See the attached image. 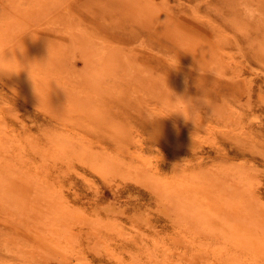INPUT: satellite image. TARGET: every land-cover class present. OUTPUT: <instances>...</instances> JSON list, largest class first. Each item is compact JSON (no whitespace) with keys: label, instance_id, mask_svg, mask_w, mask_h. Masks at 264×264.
Returning a JSON list of instances; mask_svg holds the SVG:
<instances>
[{"label":"rangeland","instance_id":"1","mask_svg":"<svg viewBox=\"0 0 264 264\" xmlns=\"http://www.w3.org/2000/svg\"><path fill=\"white\" fill-rule=\"evenodd\" d=\"M12 3L0 0L1 22L13 17ZM32 11L14 15L17 23L0 48V99L16 110L22 139L39 140L45 148L44 132L64 131L128 161L154 154L155 168L165 174L176 168L253 169L264 201V0H41ZM97 48L109 67L98 63ZM51 161L71 204L93 216L115 215L131 233L143 230L133 235L137 243L154 230L163 239L173 237L176 224L147 185L102 174L82 161H70L69 171L65 162ZM142 212L152 214V228L140 223ZM24 216L0 206V259L32 260L30 251L42 244L51 264H63L62 250L32 233ZM130 235L122 244L136 245ZM82 237L90 258L114 264L88 245L85 232Z\"/></svg>","mask_w":264,"mask_h":264},{"label":"bare ground","instance_id":"2","mask_svg":"<svg viewBox=\"0 0 264 264\" xmlns=\"http://www.w3.org/2000/svg\"><path fill=\"white\" fill-rule=\"evenodd\" d=\"M39 1L41 0H26L21 4V0H13V14L18 13L15 16H21L26 15L28 12L32 13L35 6H38ZM26 7L28 11H25ZM14 15L13 17H11L12 15H5L6 18L2 22L0 21V48L17 23ZM78 25L81 24L78 23ZM26 30H29V28H26ZM84 41L86 40L84 39ZM92 46L91 48H93ZM103 47L105 48V46ZM82 50H84V47ZM231 53L228 52L230 55ZM221 55H223V52ZM85 56L87 57V54ZM107 60L106 53L102 51L98 63L107 68L109 67ZM211 67L213 66L211 65ZM250 68L249 70H251ZM219 69L223 73L225 67L222 66ZM240 72H242L241 69ZM63 73L61 74L63 75ZM114 87L116 88V86ZM95 93L98 92L95 91ZM164 99L166 98L164 97ZM140 105L142 106V104ZM102 106L104 107L103 104ZM16 118V110L6 106L0 99V206L7 208L9 211L25 214L24 217H26V222L32 233L35 232L41 237L43 235L45 242L54 244L55 249L58 247L62 250L61 253L64 254L63 257L65 258L62 261L63 264H99L96 258H90L83 245L82 235L84 232L88 245L96 253L103 250L114 261V264H264V201L258 194V177L257 172L253 169H245L239 166H219L207 170L189 171L176 168L169 174H165L160 172L157 169L158 167L155 168V163L150 157L151 154L148 156L142 153L138 155L134 153L137 156L136 160L128 161L120 156H111L105 150L94 148L88 140L80 138V135L76 136L64 131L44 132L46 147L42 148L43 146L40 147L42 144L40 145L39 140L33 141L28 138H21L18 129L14 125ZM195 120H198V118ZM21 124L24 126L23 123ZM193 134H196V132ZM39 149H42V152L41 156L38 157L36 151ZM55 159L65 162L68 171L72 168V160H78L90 164L102 174L120 176L123 179L133 178L135 182L137 180L147 185L156 193L162 206L160 208L162 212L169 218L171 217L176 224L174 231L171 232L173 237L170 240L163 239L160 237V233L158 234L157 230H154L156 233H151V235L142 238V241L137 243L133 235L136 233L140 235L143 230L139 229V231L137 229L138 232L131 233L127 231L118 217L111 213L107 217H100L97 214L93 216L81 207L83 205L71 204L65 194L63 181L58 180L51 173V167L53 166L51 160ZM110 207L111 211L115 210L112 212L117 211L114 204H110L108 208ZM150 214L148 212L143 214L142 212L138 218L142 225L147 223L152 228L150 218L152 214ZM137 226L135 225L136 228ZM138 227L140 228V226ZM154 228H156V225ZM129 235L136 245L122 244V241ZM41 245L40 248H34L35 250L30 251L32 260L20 261V264H51L48 253L43 249L45 246ZM3 249L9 253L7 246H4ZM27 253L28 250L23 249L22 256ZM7 263H9L8 260L0 259V264Z\"/></svg>","mask_w":264,"mask_h":264},{"label":"clouds","instance_id":"3","mask_svg":"<svg viewBox=\"0 0 264 264\" xmlns=\"http://www.w3.org/2000/svg\"><path fill=\"white\" fill-rule=\"evenodd\" d=\"M246 12H247V14H248L249 16H251V15H252V12H251V10H247V9H246Z\"/></svg>","mask_w":264,"mask_h":264}]
</instances>
